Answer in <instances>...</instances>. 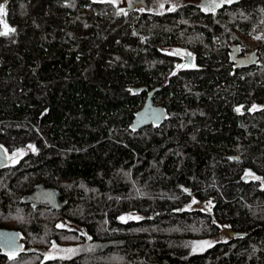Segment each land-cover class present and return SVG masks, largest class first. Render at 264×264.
Instances as JSON below:
<instances>
[{
    "label": "trees",
    "instance_id": "16d2710c",
    "mask_svg": "<svg viewBox=\"0 0 264 264\" xmlns=\"http://www.w3.org/2000/svg\"><path fill=\"white\" fill-rule=\"evenodd\" d=\"M4 9L14 31L0 35V228L26 248L0 264H264V184L245 173L264 180V0ZM170 45L185 63L161 50ZM38 185L63 206L24 200ZM193 196L212 213L179 210ZM126 211L148 216L121 222ZM63 218L89 238L58 227ZM222 222L243 235L192 253ZM51 243L73 253L29 249Z\"/></svg>",
    "mask_w": 264,
    "mask_h": 264
},
{
    "label": "rangeland",
    "instance_id": "374dc122",
    "mask_svg": "<svg viewBox=\"0 0 264 264\" xmlns=\"http://www.w3.org/2000/svg\"><path fill=\"white\" fill-rule=\"evenodd\" d=\"M113 1L123 8L124 6H126V4L128 5L130 0H113ZM136 1L135 3H138L139 5H144V7L147 8L148 10L154 12H162L164 10H171L177 7L178 5L184 4L186 2H200L203 8L205 10H208L217 7V5L220 6L223 2L229 0H136ZM5 2L6 0H2L3 6H5ZM0 21L3 27L2 28L3 31L4 32L9 31L11 27L6 21L5 9L3 10L2 13H0ZM5 25H7V27H5ZM161 50L164 53L178 56L181 64L187 61V57L184 59L182 58L183 56H185V51L181 46H175V45L163 46ZM159 107L160 106L158 105V103L152 102V110H151L152 112L150 113L152 119L157 118L159 115H161V111ZM151 118L150 117L146 118L144 116L142 120L148 121ZM21 156H22V151H16L11 154L10 161L16 162L19 160ZM249 172L252 173L254 176L260 177L261 179H259L258 181L264 184V180L260 175L251 172L250 170H247L245 173H249ZM250 176H251L250 178L253 179V176L252 175ZM24 200L29 201L34 205L36 204L47 205L58 210L63 206V201L59 199L58 192L54 189H47L42 185H38L34 191L25 195ZM194 209H199L207 213H212L213 202L211 199H200L196 196H193L190 200H188L182 206L179 207V210H194ZM147 216L148 215L145 212L126 211L121 213L118 216V219L121 222L138 221ZM56 225L60 228L75 231L78 234L89 238V233L82 225H79L78 223L71 221L67 218L61 219L60 221L57 222ZM241 235H243L242 231L233 229L227 222H222L220 223V230L217 234L204 239L193 241L191 244L192 245L191 252L192 253L203 252L204 250L211 248L218 243L226 242L233 237H238ZM7 241L8 242L6 243V246L5 245H4L5 247L3 246V251H5L8 256L15 255L19 251L25 250L26 248L24 244L21 242L18 234H16L13 238L12 237L9 238V240ZM29 249L39 252L42 255V260L51 259L55 257H68L73 253L74 250L73 246L70 244H59V243H51L48 247L45 248L29 247Z\"/></svg>",
    "mask_w": 264,
    "mask_h": 264
},
{
    "label": "flooded vegetation",
    "instance_id": "af4514ba",
    "mask_svg": "<svg viewBox=\"0 0 264 264\" xmlns=\"http://www.w3.org/2000/svg\"><path fill=\"white\" fill-rule=\"evenodd\" d=\"M15 235L16 234H13L10 231L0 233V254L7 255V253L5 251H3V246L4 245L6 246V243L8 242L7 240H9V238H11V237L13 238Z\"/></svg>",
    "mask_w": 264,
    "mask_h": 264
},
{
    "label": "snow or ice",
    "instance_id": "6c2138e0",
    "mask_svg": "<svg viewBox=\"0 0 264 264\" xmlns=\"http://www.w3.org/2000/svg\"><path fill=\"white\" fill-rule=\"evenodd\" d=\"M229 2H230V0H229ZM218 6V5H217ZM3 10H4V6L3 5H0V13H2L3 12ZM5 27H7V25H5ZM10 31H14V29H10ZM0 35H7V32H3V33H0ZM251 110H256V106L254 105L253 106V108L251 109ZM236 111L237 112H240L241 111V109L240 108H237L236 109ZM236 159H238V158H236ZM246 175H252L253 176V179H257V180H259V179H261L260 177H257V176H254L252 173H246ZM193 202H195V201H193ZM123 219V218H122ZM137 219H139V218H137ZM209 246H211V245H209Z\"/></svg>",
    "mask_w": 264,
    "mask_h": 264
},
{
    "label": "water",
    "instance_id": "95a60500",
    "mask_svg": "<svg viewBox=\"0 0 264 264\" xmlns=\"http://www.w3.org/2000/svg\"><path fill=\"white\" fill-rule=\"evenodd\" d=\"M136 0H130L127 7L130 6L132 2L135 3ZM147 103V102H146ZM6 162V157L3 149L0 147V165ZM8 231L7 229L0 228V233Z\"/></svg>",
    "mask_w": 264,
    "mask_h": 264
}]
</instances>
